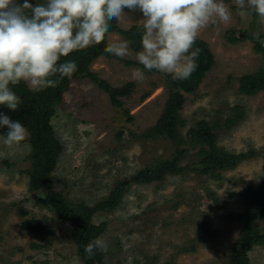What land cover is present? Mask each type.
Returning <instances> with one entry per match:
<instances>
[{
    "label": "rangeland",
    "instance_id": "374dc122",
    "mask_svg": "<svg viewBox=\"0 0 264 264\" xmlns=\"http://www.w3.org/2000/svg\"><path fill=\"white\" fill-rule=\"evenodd\" d=\"M225 5L230 20L214 17L216 22L199 33L215 64L194 94L183 95L180 117L185 127L180 134L185 139L186 130L203 120L213 127L218 148L230 153L254 149L256 156L221 172L217 179L190 172L167 176L160 183L131 185L115 210L92 217L94 224L106 223L100 237L108 245L107 251H102L105 264L228 262V250L240 234L237 217L244 209L239 193L257 188L263 177L264 93L247 97L237 89L239 77L262 66L261 54L252 49V38L254 32L264 36V22L254 16L253 9H240L236 0ZM133 25H143L142 14L125 9L118 26L126 30ZM231 32L240 39L234 45L227 41ZM122 39L116 33L106 36L107 45ZM138 53L129 49L123 58L111 54L114 57H99L90 65V70L112 87L134 84L131 94L121 99L122 109L113 107L92 82L73 80L50 119L63 147L51 180L54 189L72 202L93 206L107 197L116 183L175 153L176 145L167 139L139 138L162 112L168 74L143 71L140 77L137 69L123 64L139 63ZM145 93L149 96L141 100ZM235 107L240 108L241 119L230 128L223 127L227 119L234 118ZM4 139L0 137V264H81L67 225L30 199L28 143L6 145ZM183 146L186 153L179 165L196 164L197 149ZM32 219L42 221L43 232H48L45 241L21 228L25 220ZM257 226L264 233V220ZM249 258L250 264H264V248L255 247Z\"/></svg>",
    "mask_w": 264,
    "mask_h": 264
},
{
    "label": "trees",
    "instance_id": "16d2710c",
    "mask_svg": "<svg viewBox=\"0 0 264 264\" xmlns=\"http://www.w3.org/2000/svg\"><path fill=\"white\" fill-rule=\"evenodd\" d=\"M231 0H218L224 4ZM22 3L23 0H17ZM38 3H45V0H37ZM141 14V13H140ZM254 16H258L253 10ZM111 27L105 34L104 40L99 44H93L84 50L74 51L68 57H61L59 63L65 60H75L78 70L71 76L65 77L56 87H49L42 91H32L21 81L17 85H10L21 103L17 110L12 111L4 105H0V112L8 114L13 120H19L30 132L25 140L30 153V170L28 175V194L30 199L37 206L49 209L57 216L60 223L67 225L69 238L75 249V254L81 264H105L104 253L96 249L95 255L88 258L84 251L85 246L92 240L100 238L106 229V223L94 224L92 217L97 212H111L115 210L123 194L131 185H148L160 183L167 176L182 175L195 172L200 175H209L217 179L221 172L233 170L239 164L256 156L254 149L245 152L230 153L224 148L216 146V134L214 129L207 122L198 121L193 127L185 132V139L181 137L180 130L185 127V121L180 117L183 108L184 94H194L205 76L211 71L215 64V58L209 45L197 38L193 50L200 48L202 51L196 61L198 67L186 80H174L171 74L166 78L165 89L167 98L162 112L155 124L143 132L139 138L144 141H152L157 138H164L176 145L175 153L169 159L156 160L152 165L143 168L131 175L128 179L114 185L109 195L93 206H87L83 202H72L62 192L54 189L51 176L55 171L58 160L63 153V147L56 138L50 119L54 116L56 108L62 101L63 94L69 88L73 80H87L108 96L111 105L122 109L121 99L127 98L134 87L132 82H127L120 87H112L104 79H100L96 73L90 70V65L99 57H114L105 51L107 45L106 36L109 33H116L124 40L130 41L129 49L132 53H138L142 49L143 25H133L128 29L118 26V20L110 22ZM227 38L229 44H236L240 41L238 37ZM264 39V36H260ZM254 52L261 54L262 66L252 74H244L238 78V93L247 97H253L258 93H264V47L252 38ZM191 51V50H190ZM127 67L140 69L145 73L157 71L146 70L138 62L123 61ZM52 79H60L59 75ZM149 93L142 95L141 100L146 99ZM233 119H227L223 127L230 128L242 117L240 108L235 107ZM125 114V110H123ZM7 129L0 127V137H6ZM183 145L197 149V163L180 166L186 150ZM263 177L257 188H244L239 193V198L244 204L243 212L237 217L240 222V234L228 250L227 264H250L249 253L255 248H264V233L257 226L258 221L264 220V165L262 167ZM21 228L36 236L40 240H46L47 233L43 232L41 220H25ZM40 248L39 245H34ZM191 251L194 250L190 247ZM183 252H187L186 249Z\"/></svg>",
    "mask_w": 264,
    "mask_h": 264
},
{
    "label": "clouds",
    "instance_id": "9594fccd",
    "mask_svg": "<svg viewBox=\"0 0 264 264\" xmlns=\"http://www.w3.org/2000/svg\"><path fill=\"white\" fill-rule=\"evenodd\" d=\"M242 10L253 9L264 22V0H236ZM125 9L139 11L143 17L142 51L137 59L146 70L171 74L186 80L198 67L200 48L193 50L201 29L213 19L227 22L230 10L218 0H46L33 5L29 0H0V105L15 111L21 103L10 85L25 82L30 90L56 87L71 77L75 60L59 63L61 57L101 43ZM253 39L264 47L258 32ZM130 41L109 44L105 51L118 57L129 53ZM191 50V51H190ZM190 53V55H189ZM143 77V71L137 69ZM59 75L60 79H52ZM0 127L6 128V145H19L29 136L28 129L8 114L0 112ZM101 238L84 248L88 258L96 249L107 251Z\"/></svg>",
    "mask_w": 264,
    "mask_h": 264
}]
</instances>
